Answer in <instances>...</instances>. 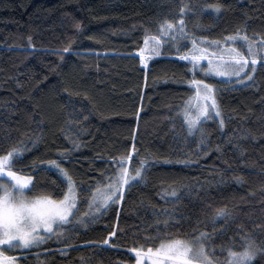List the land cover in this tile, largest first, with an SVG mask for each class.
Segmentation results:
<instances>
[{
    "label": "trees",
    "instance_id": "obj_1",
    "mask_svg": "<svg viewBox=\"0 0 264 264\" xmlns=\"http://www.w3.org/2000/svg\"><path fill=\"white\" fill-rule=\"evenodd\" d=\"M185 4L196 37L223 41L239 30L253 41L264 38V0H0V151L18 141L29 149L15 169L60 160L57 150L72 148V140L80 146L60 162L85 187L113 171L112 157L132 153L126 163L133 171L141 159L148 162L122 201L63 243L53 237L26 250L18 264H134L131 248L146 249L145 238L166 213L174 216L173 235L197 227L212 233L224 220L213 225L205 218L223 205L234 219L214 238L220 264L227 253L219 246L239 239V225L264 242V62L250 83L207 81L218 90L224 126L218 117L204 121L203 139L188 133L182 111L195 92L183 83L191 75L180 59L191 39L179 52L175 45L145 52L147 63L140 62L145 35L159 34L166 20L178 23ZM54 178L43 167L35 171L38 185Z\"/></svg>",
    "mask_w": 264,
    "mask_h": 264
},
{
    "label": "snow or ice",
    "instance_id": "obj_2",
    "mask_svg": "<svg viewBox=\"0 0 264 264\" xmlns=\"http://www.w3.org/2000/svg\"><path fill=\"white\" fill-rule=\"evenodd\" d=\"M214 7L219 11L222 5L217 4ZM188 10L187 4L180 7L178 23L166 20L160 24L159 34L145 35L144 40L146 47L152 45L148 50L159 55L156 49L161 46L175 45L179 52V49L185 46L181 41L191 39V48H188L186 53H181L180 59L185 61L188 67L186 75H191V78L183 83L190 89H195L197 103L193 112V98L189 97L182 111L188 133L199 131L203 139L204 129L200 125L205 120L218 117L220 127L224 126L217 98L218 90L214 84L207 81L214 77H227L231 82L233 78L240 80L243 76V80L250 83L258 67V59L264 61V38L257 43L250 40L246 34L241 35L239 30L237 34L229 35L223 41L209 40L206 36L196 37L189 33L185 23L184 17ZM241 39L247 42V55L235 47ZM69 50L64 49L65 52ZM138 51L140 62L147 63L144 54L146 48ZM205 59L206 67L201 64ZM260 66H264V63ZM248 68H251V71H246ZM39 139L37 137V140ZM31 143L35 144L36 141ZM71 143L72 148L57 150L60 160L68 159L71 151L80 146L76 140ZM28 150L27 142L18 141L7 152L0 151V264H18L19 260L26 258L25 250L39 248L53 237L63 243L68 234L77 230L80 225L87 227L88 223L95 222L99 215L103 214L102 208L106 211L113 204L122 201L127 188L143 179L148 166L147 160L141 159L134 171L130 169L126 161L133 158L132 153L119 158L112 157L110 159L113 171L85 187L82 182L76 181L72 171L57 159L48 160L46 163L41 161L40 166H22L16 170L15 165L24 158V153ZM135 151L133 148V152ZM24 167H29L27 174L23 172ZM38 167L45 169L46 176L49 173L54 174L55 178L50 184H37L34 175ZM169 195L175 199L179 198L175 191ZM84 204L87 207L81 211ZM166 215L167 219L155 224V233L145 238L150 241L146 249L143 244L131 248V253L135 254V264H145L146 259L149 264H220L219 258L215 257L214 238L226 233L234 219L232 211L226 205L216 208L210 217L205 218V224L211 222L213 225L220 219L224 220L219 231L214 229L212 233L201 231L197 227L186 236L173 235L168 229L175 227L174 216L171 213ZM200 223L198 219L197 225ZM238 230V240L232 237L231 242L219 246L221 252L227 253L224 264H252L257 256L264 259V242H258L242 225L238 226ZM117 231L118 229L110 231L108 238L101 243L108 245L109 238L114 237ZM69 247L64 245V248ZM12 250H16L19 255L7 256L6 251Z\"/></svg>",
    "mask_w": 264,
    "mask_h": 264
},
{
    "label": "rangeland",
    "instance_id": "obj_3",
    "mask_svg": "<svg viewBox=\"0 0 264 264\" xmlns=\"http://www.w3.org/2000/svg\"><path fill=\"white\" fill-rule=\"evenodd\" d=\"M241 44H242V48H239V50L241 51V52H243L245 55H247V42L246 41H243L242 39L239 41ZM255 42H257V43H259L260 41H255ZM152 48V45H147V47H146V53H151L152 51H150V50H148V49H151ZM215 51H219V50H215ZM251 59V58H250ZM250 59H249V62H250ZM262 60L261 59H258V61H257V63L259 64V62H261ZM262 62H264V61H262ZM201 64H203L205 67L207 66V59H205V60H202L201 61ZM246 71H251V68H248V69H246ZM214 78H216V79H218V80H220V81H229L228 80V78L227 77H214ZM234 83H236V81H238V82H240V81H244L243 80V76H241V78H240V80H236L235 78H233V80H232ZM194 91H195V89H194ZM192 101H191V103H192V111L193 112H195V105H196V103H197V101H196V99H195V92H194V94H193V96H192ZM201 103H202V101H201ZM206 121V120H205ZM49 241V240H48ZM47 242V241H46ZM45 242V243H46ZM26 251V250H25ZM13 252H17L16 250H12V251H6V255L7 256H11L10 254L11 253H13ZM134 264H135V262H134ZM145 264H149V262H147V259H146V261H145Z\"/></svg>",
    "mask_w": 264,
    "mask_h": 264
}]
</instances>
